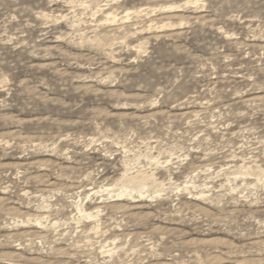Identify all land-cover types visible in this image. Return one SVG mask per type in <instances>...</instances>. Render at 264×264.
Returning a JSON list of instances; mask_svg holds the SVG:
<instances>
[{
    "label": "rangeland",
    "instance_id": "1",
    "mask_svg": "<svg viewBox=\"0 0 264 264\" xmlns=\"http://www.w3.org/2000/svg\"><path fill=\"white\" fill-rule=\"evenodd\" d=\"M0 264H264V0H0Z\"/></svg>",
    "mask_w": 264,
    "mask_h": 264
}]
</instances>
